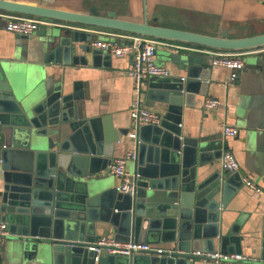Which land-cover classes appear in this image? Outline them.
<instances>
[{"label":"water","instance_id":"1","mask_svg":"<svg viewBox=\"0 0 264 264\" xmlns=\"http://www.w3.org/2000/svg\"><path fill=\"white\" fill-rule=\"evenodd\" d=\"M0 9L213 48L264 45V32L210 34L161 24L157 17L150 21L146 13L141 20L114 10L102 13L96 4L77 12L0 0ZM36 33L44 62L111 64L112 54L90 43L98 38L91 30L44 25ZM168 56L187 76H149L146 103L164 105L158 122L135 125L133 193L106 186L97 176L111 162V141L119 137L103 129L100 116L86 115L80 82L72 91L60 83L35 82L31 60L0 56V219L8 223L11 256L39 264H195L198 258L212 259L205 253L244 251L239 219L223 227V209L244 184L240 170L209 169L222 155L219 135L182 131L184 102L190 104L194 92L206 93L210 57L190 50L168 51ZM108 231L122 242L172 243L173 251L128 255L95 249ZM259 245L255 260L220 264H264V220Z\"/></svg>","mask_w":264,"mask_h":264},{"label":"crops","instance_id":"2","mask_svg":"<svg viewBox=\"0 0 264 264\" xmlns=\"http://www.w3.org/2000/svg\"><path fill=\"white\" fill-rule=\"evenodd\" d=\"M44 6H51L77 12H88L93 4L98 5L102 13L107 10L116 11L118 16L141 20L145 13L150 21L157 17L159 23L186 28L210 34H220L226 29L230 36H244L264 32V3L262 0H17ZM3 13L25 14L40 17L42 26L70 25L83 30H91L98 39H110L116 42L129 40L133 32L73 23L70 21L49 18L0 9V56L29 59L34 68L31 78L54 86L63 84L67 91H72L74 83L80 82L83 93L81 107L87 116H100L103 129L110 136L119 137L111 141L112 159L126 154L129 150L137 151L134 136L136 122L131 116L135 101L143 107L156 110L160 115L163 103L151 101L146 103L148 79H145L140 91L136 89L134 77L129 73L133 63L131 53L112 55L111 64H63L44 62L38 50L39 34L30 33L25 39L17 32L8 30ZM94 40V39H93ZM90 43L92 44V41ZM179 44L189 45L183 51H196L207 56L199 48L210 47L203 44L172 40ZM261 46V45H258ZM213 48V47H211ZM225 50L226 48H218ZM168 51H176L173 47L160 46L156 60L170 69V75L187 76V72L179 63L168 56ZM246 55V64L236 78H232L231 69L224 65L212 64L206 86V93L194 92L190 104L184 102L182 109V131L185 135H219L222 148L232 149L240 162L243 177L254 179L262 190L256 191L247 184L231 197L223 209V227L227 229L239 219L240 235L243 236V252L259 256V244L262 237L264 220V61L259 54ZM249 56V57H248ZM207 97H217L221 103L215 109L204 107ZM232 124L239 127L236 135H224L223 126ZM128 128V132H125ZM107 132V133H108ZM221 136V137H220ZM0 133V141H3ZM221 156L208 164L210 170L219 169ZM128 170L133 172L135 161L127 160ZM231 172H226L229 174ZM97 176L101 177L106 186L117 185L120 179L107 169ZM1 182V180H0ZM104 234H111L110 231ZM9 238L4 239L0 248V264H39L24 262L14 258L9 252ZM164 247L172 243L153 242ZM255 248L257 251L254 252ZM195 264H220L216 259H195Z\"/></svg>","mask_w":264,"mask_h":264},{"label":"built area","instance_id":"3","mask_svg":"<svg viewBox=\"0 0 264 264\" xmlns=\"http://www.w3.org/2000/svg\"><path fill=\"white\" fill-rule=\"evenodd\" d=\"M6 18L5 27L8 30L21 33L30 34L36 31L41 23L44 21L40 17L25 15V14H12L3 13ZM92 45L108 50L112 55L123 56L131 53L133 56V63L129 73L134 77L135 86L138 91L141 90L142 84L145 79L150 75H170V69L159 63L156 60V53L160 46L173 47L176 51L192 48L189 45L179 44L170 39L142 35L139 33L132 34L129 40L123 42H116L110 39H94ZM200 51L210 54L211 64H219L227 66L231 69L232 78H236L244 68L246 64V55L259 54L264 61V45L255 46L244 49H218V48H199ZM221 103V99L217 97H207L204 101V107L207 109H215ZM131 116L134 121L140 124L143 123H156L160 120V114L151 108L143 107L140 101H135ZM239 132V127L232 124H225L223 126L224 135H236ZM4 145L0 141V152ZM137 151L135 149L129 150L126 154L114 157L107 169L110 173L114 174L120 179L117 187L124 192L133 193L136 188L135 176L136 173L128 170L126 164L127 160H136ZM221 165L224 171L233 172L239 170L240 162L236 157L234 151L228 147H223L221 155ZM244 183L252 187L256 191H261L262 187L254 179L243 177ZM8 223L5 220L0 219V248L4 243V239L8 236ZM100 246L94 248L101 251L106 250L109 253H124L132 255L137 252H153V253H170L173 251L170 247H164L153 242L148 241H135L130 240L128 242L118 241L114 238V235L104 234L96 242ZM105 246V248L101 247ZM209 258L216 259L218 262H247L249 260H255L257 257L246 254L244 252L238 253H222L220 251L205 253ZM208 259V258H204Z\"/></svg>","mask_w":264,"mask_h":264},{"label":"rangeland","instance_id":"4","mask_svg":"<svg viewBox=\"0 0 264 264\" xmlns=\"http://www.w3.org/2000/svg\"><path fill=\"white\" fill-rule=\"evenodd\" d=\"M251 55H255V54H251ZM251 55H249V56H251ZM249 56H248V57H249Z\"/></svg>","mask_w":264,"mask_h":264}]
</instances>
